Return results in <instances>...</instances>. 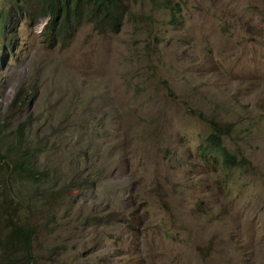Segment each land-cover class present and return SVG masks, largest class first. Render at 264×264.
Here are the masks:
<instances>
[{
  "label": "rangeland",
  "instance_id": "1",
  "mask_svg": "<svg viewBox=\"0 0 264 264\" xmlns=\"http://www.w3.org/2000/svg\"><path fill=\"white\" fill-rule=\"evenodd\" d=\"M126 3L119 32L83 22L67 45L8 13L0 152L11 142L36 174L0 167V264H28L5 242L16 222L37 226L33 264H264V0ZM210 119L232 124L243 165L201 154Z\"/></svg>",
  "mask_w": 264,
  "mask_h": 264
},
{
  "label": "trees",
  "instance_id": "2",
  "mask_svg": "<svg viewBox=\"0 0 264 264\" xmlns=\"http://www.w3.org/2000/svg\"><path fill=\"white\" fill-rule=\"evenodd\" d=\"M5 1L6 9H0V35L7 37V29L4 27L8 13L13 10L17 14L34 16V22L41 18H47V22L42 31L43 41L48 45H67L83 22H89L99 34L117 33L123 26L124 19L128 14V5L126 0H2ZM165 7H169L172 15L180 11V5L177 3L167 2ZM28 16V17H30ZM13 53H11V56ZM2 56L0 55V64ZM4 126L0 125V131ZM210 132L205 136L204 142L200 145L201 154H209L215 161L220 162L223 166L232 168L239 167L245 162L244 158L230 152L224 145L223 138L231 133L233 126L231 123H218L214 119L209 120ZM27 134V123L18 124L11 138L19 143ZM1 140V136H0ZM57 146V144H56ZM55 146V147H56ZM4 153L0 152V167L4 165L7 171V177L16 176L21 179L24 176L28 180L32 170V162L28 161L29 154L19 152V148L11 142L5 145ZM45 171L39 172V178L44 177ZM7 185L5 192L8 202L13 201V196L9 192ZM54 196V200L59 199L58 194L49 191L48 196ZM7 201V200H6ZM45 224L54 218L53 214L46 213L44 216ZM100 219L96 220V223ZM11 230L5 237L6 243L12 245H22L25 248L28 264H33V258L30 254V239L33 234L37 233V226L29 222L12 223Z\"/></svg>",
  "mask_w": 264,
  "mask_h": 264
},
{
  "label": "clouds",
  "instance_id": "3",
  "mask_svg": "<svg viewBox=\"0 0 264 264\" xmlns=\"http://www.w3.org/2000/svg\"><path fill=\"white\" fill-rule=\"evenodd\" d=\"M169 9V7H167ZM170 10V9H169ZM171 11V10H170ZM180 12V11H179ZM179 12H176L175 16L172 15V20L173 21H176L177 18H178V15H179ZM172 13V12H171ZM27 96V93H25L24 95H22L21 93L17 94L16 98L19 100V103L22 102L24 103V100H25V97ZM32 170H35V168H32ZM50 214H53V213H50ZM54 218L52 220L49 221L48 224H51L53 226H57V223H56V217L55 215L53 214ZM102 222V220H101ZM61 225V224H60ZM59 226V224H58ZM58 228V227H57Z\"/></svg>",
  "mask_w": 264,
  "mask_h": 264
}]
</instances>
